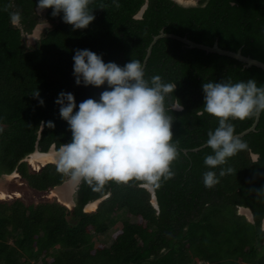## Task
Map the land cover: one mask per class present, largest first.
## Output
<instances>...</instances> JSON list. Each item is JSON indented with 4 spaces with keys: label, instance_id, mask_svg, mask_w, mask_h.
<instances>
[{
    "label": "trees",
    "instance_id": "obj_1",
    "mask_svg": "<svg viewBox=\"0 0 264 264\" xmlns=\"http://www.w3.org/2000/svg\"><path fill=\"white\" fill-rule=\"evenodd\" d=\"M37 3L0 0V177L16 171L36 192L67 178L54 162L34 170L23 160L35 149L46 152L51 144L59 149L71 142L69 125L55 103L58 94L72 93L78 111L79 103L99 101L101 92L111 90L107 84L97 88L75 83V50H91L105 63L121 67L131 59L143 65L147 47L163 30L209 46L217 41L234 52L240 48L243 55L264 62V0H197L189 6L174 0H92L89 9L95 20L75 31L63 22V13L54 18L48 8L38 14ZM15 11L21 20L13 24L10 13ZM39 21L50 26L28 45L24 34ZM144 72L145 79L159 75L176 84L165 103L174 119L173 142H178L180 156L171 166L174 177L153 188L157 208L151 192L135 180L110 181L100 191L81 181L72 207L56 197L0 199V264H264V113L255 130L239 137L248 148L225 165L208 169L204 158L213 154L211 148L190 150L205 143L208 131L219 123L203 110L202 84L252 79L261 86L264 69L160 37ZM37 90L38 98L33 96ZM179 103L183 110L171 111ZM254 119L231 121L235 133ZM49 121L55 126H48ZM251 153L257 154L255 160ZM229 167L233 172L218 184L204 186V172L219 176L221 168ZM97 199L95 210L84 211ZM240 206L251 210L253 221L238 212ZM117 221L121 227L112 233L111 243L98 241Z\"/></svg>",
    "mask_w": 264,
    "mask_h": 264
},
{
    "label": "clouds",
    "instance_id": "obj_2",
    "mask_svg": "<svg viewBox=\"0 0 264 264\" xmlns=\"http://www.w3.org/2000/svg\"><path fill=\"white\" fill-rule=\"evenodd\" d=\"M91 3L92 0H38L36 8L40 11L51 8L54 18L63 13V22L75 31L88 28L95 20L89 9ZM10 17L13 24L21 20L19 11L10 13ZM73 61L77 85L100 88L107 84L111 90L101 92L99 101L89 98L79 103L78 111H74L77 104L72 93L58 94L55 103L60 117L69 125L72 138L59 149L55 146L51 149L58 151L54 162L57 171L72 184L84 181L96 191L110 181L127 184L135 180L151 189L161 187L162 180L173 178L175 173L171 166L180 151L178 142H173L174 119L168 114L165 101L174 93L176 84L164 82L159 75L145 79L144 67L136 59L121 67L115 62L105 63L101 55L91 50L77 49ZM202 90L203 110L219 122L215 130L208 131L205 142L213 154L205 156L204 165L216 169L248 148L235 134L231 121L258 118L264 113V85L258 86L252 79L236 83L229 79L203 83ZM33 96L38 98L39 91ZM43 104L41 99L40 105ZM173 109L182 111L183 105L173 104L171 111ZM49 125L55 126L51 121ZM36 150L23 160L27 162V157L34 152L45 153ZM27 163L34 170L43 166ZM232 172L230 167L221 168L219 176L215 171H206L204 186L212 188L220 177Z\"/></svg>",
    "mask_w": 264,
    "mask_h": 264
},
{
    "label": "rangeland",
    "instance_id": "obj_3",
    "mask_svg": "<svg viewBox=\"0 0 264 264\" xmlns=\"http://www.w3.org/2000/svg\"><path fill=\"white\" fill-rule=\"evenodd\" d=\"M182 1L185 2V3H187V4H191V3H194L195 2L194 0H182ZM36 9L38 10V8H36ZM38 12L41 13L42 11L38 10ZM137 15H138V13H137ZM47 26H50V23L45 22V21H43V22L42 21H39L36 24V27H34L33 30L30 33H25L24 34L25 35V38H26V43L28 45L29 44H33L35 42V40H37L39 38L43 27H47ZM48 152H53V151L50 149ZM54 154L57 157L58 151H56V153H54ZM34 156L35 155H33V154L32 155H29L27 157L28 160L27 159L26 160H27V162L31 163L34 167H37V165H41L42 163L39 162V161H36V162L33 163L31 161V158L33 159ZM51 162H54V161H51ZM76 186H77V184L76 185L75 184H72L71 185V187H74L72 189V192H71L72 195H74V192L76 190ZM61 189H62L61 188V185H58V186H55L52 189H50L48 191H45V192H36L33 189H31L29 186H27L19 178V175L17 176V174H15L14 172H12L10 174H7V175H3V176L0 177V193L4 192L3 198H0V199H10V198H16V197H23L25 199H31L33 201H39V200H42V199H56V198L59 199L56 196L55 191L60 192ZM152 201L154 202V199L153 198H152ZM92 203L93 202H90L86 206H84V211L90 212V211L95 210L96 204L95 205H92ZM65 206L69 207V204L66 202ZM238 212L240 214H242L240 212V209L239 208H238ZM130 219L131 220H134V218H130ZM119 227H121V222L120 221H117L114 225L110 226V228L106 232H104L102 234H99L98 241L104 242L106 245H109L111 243V241H112V233L114 232V230L116 228H119ZM32 262L36 263L34 260Z\"/></svg>",
    "mask_w": 264,
    "mask_h": 264
},
{
    "label": "water",
    "instance_id": "obj_4",
    "mask_svg": "<svg viewBox=\"0 0 264 264\" xmlns=\"http://www.w3.org/2000/svg\"><path fill=\"white\" fill-rule=\"evenodd\" d=\"M174 1L177 2V3H179V4H182L184 6H189V5L196 4V0H194L195 2L194 3H191V4H187V3L183 2L182 0H174ZM145 7H146V3L139 10L137 17H141V15H142ZM160 37H170V38H173V39H177V40H180L181 42H183L189 48H200V49H203L206 52H214V53H218V54H221V55H226V56H229V57H232V58H235L237 60L242 61L244 63V65L247 66V67L254 65V66H257L259 68L264 69V62H262L260 60H257L255 58H252L250 56L243 55L241 53L240 48L237 51L234 52V51H231V50H228V49L220 48L218 46V44H217V41H214L213 44L211 46H209V45H205V44H202V43L195 42V41L187 38L186 36H179V35H176V34H173V33H166L163 30H160V32L153 37L152 41L150 42L149 46L147 47L146 56H145L144 61H143V67L145 65L146 58L150 54L152 45ZM258 119H259V117L258 118H255L254 121H253V123L248 128L244 129L243 131H241L239 133H235V134L238 137H241L244 134H246L247 132H249L251 130H255V126H256V124L258 122ZM204 146H206V143H203L202 145H200L198 147L191 148L190 150L191 151H196L199 148L204 147ZM50 149H54V145H51L50 148H49V150ZM35 151H37V150L35 149ZM187 151H188V149H183V152H187ZM251 157H252V159L255 160L257 158V154L251 153ZM68 181L69 180L67 178L60 185H64ZM77 186H78V184H77ZM77 186H76V188H77ZM150 192H151V202H152L153 206L157 208V203H156V198H155V195H154L153 188H151ZM152 198L154 199V202L152 201ZM95 201H96V206H97V203L100 201V199L94 200V202ZM68 204H69V207H71V206L74 205V199H73V195L72 194L70 196V201L68 202ZM243 208L247 209V211L246 210H243ZM239 209H240V212L242 214H244L249 221H253L252 212H251V210L249 208L240 206ZM262 224H263V227H264V219L262 221Z\"/></svg>",
    "mask_w": 264,
    "mask_h": 264
},
{
    "label": "bare ground",
    "instance_id": "obj_5",
    "mask_svg": "<svg viewBox=\"0 0 264 264\" xmlns=\"http://www.w3.org/2000/svg\"><path fill=\"white\" fill-rule=\"evenodd\" d=\"M33 155H35L33 157V159L31 158V161L33 163L36 161H39L42 163L41 165H44L47 162H51V161L55 162L56 161V155L54 154V152H45V153L34 152ZM15 174H17V173H15ZM17 176H18V174H17ZM71 185H72V183L70 181L66 182L64 185H61L62 189L60 192L55 191L56 196L59 198V199H57L59 202L65 204L66 202L68 203L70 201L71 192H72V189L74 188V187H71ZM3 196H4V192L0 193V198H3ZM95 204H96V201L95 202L93 201L92 205H95ZM243 210L247 211V209H245V208H243Z\"/></svg>",
    "mask_w": 264,
    "mask_h": 264
},
{
    "label": "flooded vegetation",
    "instance_id": "obj_6",
    "mask_svg": "<svg viewBox=\"0 0 264 264\" xmlns=\"http://www.w3.org/2000/svg\"><path fill=\"white\" fill-rule=\"evenodd\" d=\"M78 187V186H77ZM74 196V195H73ZM74 199V198H73Z\"/></svg>",
    "mask_w": 264,
    "mask_h": 264
},
{
    "label": "crops",
    "instance_id": "obj_7",
    "mask_svg": "<svg viewBox=\"0 0 264 264\" xmlns=\"http://www.w3.org/2000/svg\"><path fill=\"white\" fill-rule=\"evenodd\" d=\"M54 153H56V152H54Z\"/></svg>",
    "mask_w": 264,
    "mask_h": 264
}]
</instances>
